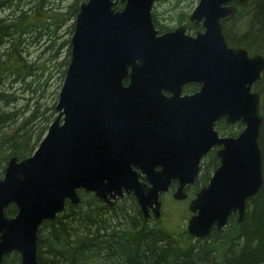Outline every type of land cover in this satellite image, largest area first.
<instances>
[{"label": "water", "instance_id": "obj_1", "mask_svg": "<svg viewBox=\"0 0 264 264\" xmlns=\"http://www.w3.org/2000/svg\"><path fill=\"white\" fill-rule=\"evenodd\" d=\"M232 1L198 0L189 22L201 29L192 38L182 33L187 24L158 34L155 0L80 2L56 115L35 150L11 156L0 177V264L13 252L18 264H39L38 228L66 202L78 204V190L108 207L133 195L144 220L159 218L161 195L175 183L173 199L184 200L211 149L219 165L189 200L186 229L205 237L231 214L243 220L246 201L263 183L264 117L253 88L264 72V49L228 44L223 23L237 11ZM190 80L198 90L180 96ZM220 120L242 128L222 135ZM9 205L14 215L6 213Z\"/></svg>", "mask_w": 264, "mask_h": 264}, {"label": "trees", "instance_id": "obj_2", "mask_svg": "<svg viewBox=\"0 0 264 264\" xmlns=\"http://www.w3.org/2000/svg\"><path fill=\"white\" fill-rule=\"evenodd\" d=\"M56 1L0 0V175L11 156L21 159L34 151L56 114L55 104H46L47 96L56 97L55 91L53 95L50 90L62 84L74 17L84 0ZM161 2L166 6L161 16L175 18L179 0ZM153 18L156 22L155 14ZM223 32L229 44H243L250 52L264 49V0H249L245 6H239L235 16L224 23ZM37 50L39 53L33 59L32 52ZM53 78L57 82L51 85ZM255 89L261 94L260 112L264 117V73ZM216 128L220 133L233 135L242 125L221 120ZM259 146L263 183L258 193L246 201L241 222L231 217L220 230L212 229L207 236L195 238L186 229V209L146 221L132 196L108 207L93 193L78 190V204L66 202L62 212L43 221L38 228V263L256 264L264 261V121ZM207 159L205 171L215 163L214 158ZM207 177L208 174L200 175L197 184L206 183ZM15 211L9 205L6 213L13 215ZM3 261L18 264L19 256L12 253Z\"/></svg>", "mask_w": 264, "mask_h": 264}, {"label": "flooded vegetation", "instance_id": "obj_3", "mask_svg": "<svg viewBox=\"0 0 264 264\" xmlns=\"http://www.w3.org/2000/svg\"><path fill=\"white\" fill-rule=\"evenodd\" d=\"M158 0H155V3L153 4L152 6V10H151V15H152V19H153V23H154V26L155 28L158 30V34H161V33H164V32H168V31H174L176 29V27H179V26H182V25H185L187 24L186 28L182 31V33H184L185 36H188V37H191L192 38V35L195 34V31L196 29H201L200 27L196 28V27H193L192 26V21L189 22V16L192 12V3H189V4H186V3H182V1H185V0H179V5L176 7V16L175 18L173 19H170L168 16H161L163 15L162 14V9L165 8V7H161L159 8V5H157V2ZM161 1H164V0H161ZM198 1V0H197ZM196 1V3H197ZM165 2H162V4H164ZM230 4H234L236 5L237 7V11H238V7L240 5H238L236 3V1H232L230 2ZM121 6V5H120ZM240 7H243V6H240ZM117 8V7H116ZM236 11V13H237ZM235 13V14H236ZM155 14V20L157 19L156 22H154V18H153V15ZM179 14H182V17H178ZM235 14L233 16H235ZM232 16V17H233ZM232 17H230L229 19H231ZM229 19H227L225 22H227ZM162 20V21H161ZM224 23H223V27H224ZM160 25V26H159ZM224 33V32H223ZM228 42V41H227ZM229 44V43H228ZM231 46H236V45H239V44H229ZM245 46V45H244ZM249 51V50H248ZM250 52V51H249ZM252 53V52H250ZM264 73V72H263ZM262 73V75H263ZM261 75V76H262ZM198 87L199 85L195 82H192V80L190 81H186L184 82L182 85H181V88H180V96H192V93H194L195 91L198 90ZM255 89V84H254V88ZM161 92L163 94V96H170L172 93L170 91H168L167 89H161ZM221 121V120H220ZM219 122V121H218ZM217 122V123H218ZM217 125V124H216ZM220 133V132H219ZM222 135H229V134H223V133H220ZM235 135V134H233ZM207 158H214L215 159V163L210 165L209 169H207V171H205V168H206V165H207ZM219 165V160L218 158L216 157L215 155V149H211L208 153H206L201 161H200V165H199V172H198V175L196 176L195 178V181L192 183V184H189L185 187V192L187 194V198L182 200V201H187V205H188V202L191 198H193L196 194V192L203 186L207 183L210 175L212 174V172L214 171V169ZM4 169V168H3ZM3 173V171H2ZM202 174H208V177H207V181L206 183L204 184H197V181L200 177V175ZM2 176V174L0 175V177ZM140 180H142L140 178ZM176 184L173 183L168 191V193L172 192L173 189L175 188ZM126 196H132L133 195H124L122 198L118 199V201H120L121 199H123L124 197ZM134 198V197H133ZM116 202V204H117ZM115 204V205H116ZM188 210V209H187ZM161 211H162V205H161ZM190 213V212H189ZM15 214V213H14ZM13 214V215H14ZM11 216V215H9ZM143 217V216H142ZM233 217L235 220H236V214H231L229 218ZM152 219H155L152 215H150L148 217L147 220H152ZM158 219V218H157ZM227 219V221H228ZM146 220V221H147ZM224 227V226H223ZM222 228V227H221ZM220 228V229H221ZM212 229H215V230H220V229H216L214 226H212V228L210 229V231ZM194 237V236H193ZM195 238H202V237H195ZM15 253V252H13ZM12 254V253H11ZM10 255V254H9Z\"/></svg>", "mask_w": 264, "mask_h": 264}, {"label": "rangeland", "instance_id": "obj_4", "mask_svg": "<svg viewBox=\"0 0 264 264\" xmlns=\"http://www.w3.org/2000/svg\"><path fill=\"white\" fill-rule=\"evenodd\" d=\"M64 1V0H63ZM62 1V2H63ZM66 2H69L70 0H65ZM191 1L193 2V0H185V3H191ZM196 1L197 0H195L194 1V4L192 3V8L196 5ZM56 2H58V0L56 1ZM63 4V3H62ZM157 5H159V8H161V7H165V5H163L162 4V2L160 1V2H158L157 3ZM66 27H68V24L64 27V28H66ZM63 32V31H62ZM66 36V35H65ZM37 46H34V48H36ZM38 50H40V49H38ZM34 51V52H32V57H33V59H34V56L36 55V54H38L39 53V51ZM57 82V80L55 79V78H53V82L51 83V85L53 84V83H56ZM58 85V84H57ZM56 85V86H57ZM55 86V87H56ZM52 88L50 91H51V93L53 94V91H55V93H56V97L58 96V92H59V89H60V87L59 88ZM51 93H50V95H51ZM54 95V94H53ZM56 97H54V96H47V99H48V101H46V104L48 103V105H51V104H55L56 103V101H57V98ZM47 105V106H48ZM55 117V116H54ZM53 117V118H54ZM160 201H161V205H162V214L163 215H171V214H175V212H177V211H179V210H187V201H176V200H174L173 198H172V196H171V193L169 192V193H164V194H162L161 195V197H160ZM178 213V212H177ZM177 213H176V215H177ZM161 214V215H162ZM190 216V213L188 212V210H187V215H186V219H185V223H186V220L188 219V217ZM168 217V216H167ZM174 217V216H173ZM173 219V218H172Z\"/></svg>", "mask_w": 264, "mask_h": 264}]
</instances>
